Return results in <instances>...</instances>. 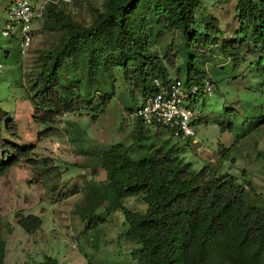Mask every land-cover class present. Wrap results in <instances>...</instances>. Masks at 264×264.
Returning <instances> with one entry per match:
<instances>
[{
    "label": "trees",
    "instance_id": "16d2710c",
    "mask_svg": "<svg viewBox=\"0 0 264 264\" xmlns=\"http://www.w3.org/2000/svg\"><path fill=\"white\" fill-rule=\"evenodd\" d=\"M201 7V0H106L102 11L95 9V19L87 26L56 3H45L42 30L59 35L55 44L38 56L39 71L30 80L32 120L44 126L38 137L53 134L57 129L54 124L63 114L90 106L93 93H101L105 103L116 81L115 70L121 72L128 87L139 90L142 102L155 93L154 80L162 84L180 80L185 87H201L206 78L213 83L198 65V55L217 43L214 37L222 31L214 17L204 18L200 27L197 14ZM235 16L240 30L245 26L249 33L243 31L239 42L227 39L221 53L230 57L235 68L246 56L256 55V72L264 74V0H237ZM175 32L183 38L184 60L177 74L183 71L184 80L168 75V68L175 66V52L181 49L176 47L173 52L174 43L162 52L154 48ZM199 98L193 103L195 109ZM141 103L127 108L128 113ZM148 126L136 118L130 145L96 143L87 151L96 157L105 178L94 185L82 211L77 210L80 217L85 219L91 213L90 218H95L92 212L108 196L106 210L122 211V234L136 244L130 251L136 264H264V203L256 205L247 198L251 183L238 181L230 173L217 174L207 165L193 169L176 145L152 144L148 152L132 156L130 151L141 147L136 144L146 137ZM157 129L158 133L169 130L161 125ZM18 135L17 123L0 107V177L24 162L36 172L40 183L49 187L56 183L60 173L51 160L33 157L34 146L20 144ZM72 192L65 191L57 199L52 194V199H63ZM133 196H141L146 204L143 212H132L124 204ZM41 224L39 216L19 215L18 225L27 234ZM4 246L0 239V264ZM22 264L61 263L45 255L39 262Z\"/></svg>",
    "mask_w": 264,
    "mask_h": 264
},
{
    "label": "rangeland",
    "instance_id": "374dc122",
    "mask_svg": "<svg viewBox=\"0 0 264 264\" xmlns=\"http://www.w3.org/2000/svg\"><path fill=\"white\" fill-rule=\"evenodd\" d=\"M12 0H0V107L18 125V142L34 146L33 157L49 158L60 177L50 187L40 183L36 172L24 162L8 175L0 177V239L5 241L1 264L39 262L45 255L61 264H136L130 251L136 246L123 236L124 215L121 210L108 212V196L92 214L82 219L77 210L87 205V197L94 185L103 183L105 171L89 149L96 143L107 146L120 143L130 145L134 120L127 108H136L141 102L139 90L128 87L121 72L114 71L116 79L106 102L101 93L89 90L90 106L63 114L57 118L53 134L39 138L44 126L32 120L31 79L39 71L38 56L50 49L58 39L57 33L43 31L44 6L54 2L82 25L95 19V9L103 10L106 0H29L40 13L32 24L33 40L23 55L18 48V33L3 36L9 20L8 8ZM237 0H201L197 14L200 27L204 18L214 17L221 34L217 43L199 53L198 65L212 80V92L199 98L193 124L195 136L186 140L173 136L169 130L157 132V125H149L146 137L134 146V157L148 152L150 145H176L180 156L193 169L209 166L217 174L230 173L245 184L251 183L247 198L264 203V74L257 73L258 58L248 55L238 67H233L229 56L221 53L227 39L242 38L243 31L235 16ZM199 22V21H198ZM170 43L181 50L175 66L168 68L170 79L184 80L177 67L184 60L183 38L179 32L167 34L154 47L162 52ZM247 42H244L245 46ZM229 53H233L230 49ZM205 55V56H204ZM182 70V69H181ZM69 77L71 73L68 74ZM112 75V73H111ZM109 89H107L108 91ZM135 101L133 100V97ZM135 102V106H134ZM195 139L197 142L192 141ZM249 180V181H248ZM65 191H73L63 199L54 200ZM52 194L54 199H52ZM248 200V201H249ZM124 204L132 212H143L146 204L141 196L129 197ZM36 215L42 219L38 230L27 234L18 225L19 215Z\"/></svg>",
    "mask_w": 264,
    "mask_h": 264
},
{
    "label": "built area",
    "instance_id": "2783aa9c",
    "mask_svg": "<svg viewBox=\"0 0 264 264\" xmlns=\"http://www.w3.org/2000/svg\"><path fill=\"white\" fill-rule=\"evenodd\" d=\"M34 4L29 0H12L9 8V20L2 30L3 36L14 37L18 33V48L25 54L33 40V21L40 16ZM1 68V64H0ZM156 91L146 97L140 107L129 114L132 120L140 119L145 125H161L167 127L173 136L187 139L195 136L193 124L196 118L194 101L212 92L213 85L209 79L203 85L185 87L182 81L173 80L162 84L154 80ZM194 142H197L193 139Z\"/></svg>",
    "mask_w": 264,
    "mask_h": 264
},
{
    "label": "clouds",
    "instance_id": "9594fccd",
    "mask_svg": "<svg viewBox=\"0 0 264 264\" xmlns=\"http://www.w3.org/2000/svg\"><path fill=\"white\" fill-rule=\"evenodd\" d=\"M193 141V140H192Z\"/></svg>",
    "mask_w": 264,
    "mask_h": 264
}]
</instances>
